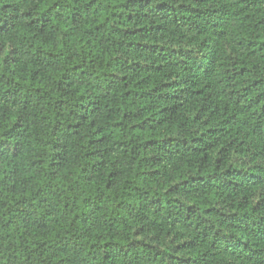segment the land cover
Masks as SVG:
<instances>
[{
  "label": "trees",
  "instance_id": "trees-1",
  "mask_svg": "<svg viewBox=\"0 0 264 264\" xmlns=\"http://www.w3.org/2000/svg\"><path fill=\"white\" fill-rule=\"evenodd\" d=\"M0 264H264V0H0Z\"/></svg>",
  "mask_w": 264,
  "mask_h": 264
}]
</instances>
